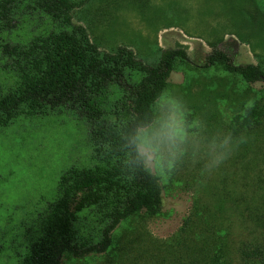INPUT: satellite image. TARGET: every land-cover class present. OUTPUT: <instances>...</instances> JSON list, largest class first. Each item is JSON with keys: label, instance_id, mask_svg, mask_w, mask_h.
<instances>
[{"label": "rangeland", "instance_id": "rangeland-1", "mask_svg": "<svg viewBox=\"0 0 264 264\" xmlns=\"http://www.w3.org/2000/svg\"><path fill=\"white\" fill-rule=\"evenodd\" d=\"M37 1L0 7L4 91L20 83L7 46L23 48L37 37L83 27L99 50L128 47L147 64H156L163 50L184 49L190 62H175L166 89L184 100L190 117L211 129L229 130L233 117L252 104L264 110V80L247 84L219 65L205 68L215 46L238 65L264 68V0H83L71 25L43 13ZM127 74L132 82L142 77ZM125 98L121 88L110 87L102 121L127 122ZM235 137L234 151L213 172L184 167L159 179V215L141 212L112 233L107 252L83 258L66 253L61 264H264V117ZM102 165L89 122L65 108L36 114L24 108L0 128V264H21L40 236L39 219L57 198L63 172ZM102 217L97 208L79 213L78 240L97 243Z\"/></svg>", "mask_w": 264, "mask_h": 264}, {"label": "trees", "instance_id": "trees-1", "mask_svg": "<svg viewBox=\"0 0 264 264\" xmlns=\"http://www.w3.org/2000/svg\"><path fill=\"white\" fill-rule=\"evenodd\" d=\"M20 0H0L9 10ZM83 2L77 0H38V8L54 20L71 25L72 12ZM20 83L13 91L0 86V128L8 127L24 108L30 113L65 108L90 124V138L101 167H71L60 176L57 198L49 203L39 219L40 236L31 243L21 264H61L66 253L76 258L102 254L113 244L112 233L125 221L144 212L159 215L163 207L159 179L143 174L129 175L118 166L117 146L120 132L137 118L148 113V103L161 89H166L177 60L189 63L184 49L161 52L156 64H147L135 52L120 46L104 52L92 43L83 27L73 31L52 32L37 37L26 47L7 46ZM237 75L247 84L264 80L259 65H238L218 46L207 55L205 68L215 66ZM127 72L142 75L132 82ZM126 93L123 106L131 118L122 126L103 120L110 87ZM264 110L257 104L248 106L233 117L229 130L234 136L259 125ZM101 209V239L97 243L79 241L74 224L78 214Z\"/></svg>", "mask_w": 264, "mask_h": 264}, {"label": "clouds", "instance_id": "clouds-1", "mask_svg": "<svg viewBox=\"0 0 264 264\" xmlns=\"http://www.w3.org/2000/svg\"><path fill=\"white\" fill-rule=\"evenodd\" d=\"M148 113L118 137V166L129 174L165 179L184 167L202 173L218 169L237 146L227 129H211L189 116L184 100L161 89L147 105Z\"/></svg>", "mask_w": 264, "mask_h": 264}]
</instances>
